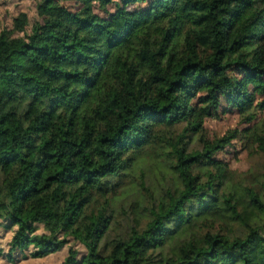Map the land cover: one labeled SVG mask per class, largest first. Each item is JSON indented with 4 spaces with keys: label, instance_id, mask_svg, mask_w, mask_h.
I'll return each mask as SVG.
<instances>
[{
    "label": "trees",
    "instance_id": "obj_1",
    "mask_svg": "<svg viewBox=\"0 0 264 264\" xmlns=\"http://www.w3.org/2000/svg\"><path fill=\"white\" fill-rule=\"evenodd\" d=\"M221 97L248 127L210 140ZM255 107L264 0H38L0 17L1 255L264 264V170L216 158L242 137L264 161ZM150 153L163 183L134 174Z\"/></svg>",
    "mask_w": 264,
    "mask_h": 264
},
{
    "label": "rangeland",
    "instance_id": "obj_2",
    "mask_svg": "<svg viewBox=\"0 0 264 264\" xmlns=\"http://www.w3.org/2000/svg\"><path fill=\"white\" fill-rule=\"evenodd\" d=\"M38 0H0V17L3 25L11 23V17L15 16L19 12H27L30 16L34 12L35 3ZM73 6V5H72ZM113 7H110V10ZM231 75L236 76V71L231 72ZM221 108L217 117L208 118L205 120V129L210 140H216L229 132L236 131L239 134L243 133L248 127L245 122V116L237 113L234 109L230 108L224 101V97L220 98ZM252 114L254 116V123H260L264 121V110H260L257 107L253 108ZM254 146L245 144L242 137L234 139L230 146L216 155L218 160H221L227 166L237 172L240 175L246 174L254 165L259 167V171H263L264 161L257 157L254 153ZM145 166H141L140 171H134L135 176L138 178H147L153 181H159L161 183L166 179L164 172V166L156 153H150L144 160ZM141 172L143 174L141 175ZM132 197L124 199L121 205L128 208ZM130 203V204H129ZM129 204V205H128ZM118 207H116V210ZM10 237L9 232L0 233V250H8V240ZM63 254L45 258L42 260L34 259H21L16 257L15 262L12 264H57L62 260ZM0 264H10L6 261L5 255H1L0 252Z\"/></svg>",
    "mask_w": 264,
    "mask_h": 264
}]
</instances>
